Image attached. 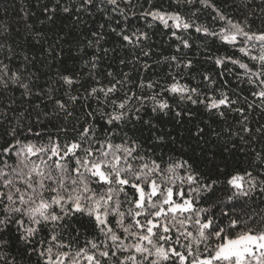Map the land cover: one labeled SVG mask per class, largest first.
I'll return each instance as SVG.
<instances>
[{"label":"trees","instance_id":"1","mask_svg":"<svg viewBox=\"0 0 264 264\" xmlns=\"http://www.w3.org/2000/svg\"><path fill=\"white\" fill-rule=\"evenodd\" d=\"M214 4L226 17L225 20L216 18L214 8L206 7L201 0H117V5L108 4L107 0H92L90 4H85L84 0H0V170L8 174L0 176V191L6 193L9 190L2 183L6 178L13 179L22 191L26 188L12 172L13 168L19 171L18 148L29 143L43 146L44 153L28 157V166L35 164L44 171L52 167L55 171L54 161L61 160L64 145L74 138L79 139L78 133L83 127L92 129L85 133L86 137L124 144L133 148V156L142 155L146 157L144 162L149 164L156 161L166 167L173 162L182 163L184 168L178 169L179 172L191 169L203 182L216 181L214 187L218 190L226 187L229 173L251 172L257 183L264 179V132L256 131L264 126V104L252 94L259 90L258 78H253L257 83L250 84L247 69H240L230 60L220 65L215 63L216 58L231 56L249 64L250 68L255 65L259 69L260 62L251 57L261 54V46L258 41L254 42L256 47L242 44L243 37H238L233 46L218 37L196 31L198 26H203L218 33L221 27H229L228 19L250 32L264 30V0H214ZM65 7L69 11H63ZM153 11L178 14L191 27L187 30L176 28L171 19L165 26L147 15ZM140 32L146 33V36L134 35ZM123 34L129 35L131 42L124 41ZM177 36L188 39L189 47H184ZM241 46L247 48L248 54L238 51ZM145 52L147 55L142 54ZM172 56H176L177 60L165 59ZM189 61L191 63L185 67ZM93 63L96 64L94 69ZM13 73L18 77L15 83ZM63 76L71 77L73 83L65 84ZM148 82L154 87L149 88ZM172 82L198 89L195 93L183 94L185 97L192 95L198 102L193 104L188 99H181L180 94L167 91ZM23 84L28 86L27 95L25 88L21 87ZM112 84L116 88L107 101L102 93L99 98L88 95L92 87L106 88ZM221 93L235 103L208 109L206 104L213 98H219ZM154 95L157 100L166 101L169 108L154 112L156 102L151 99ZM125 99L127 104L122 111L127 116L121 122L108 123L107 114L114 108L121 111L117 106ZM57 100L65 105V110L58 107ZM112 101L116 104L113 105ZM249 104H252L251 108ZM221 111L224 115L219 114ZM245 126L249 128L248 132L243 130ZM17 140L20 145L16 144ZM52 144L60 148L56 155L51 152ZM87 146L85 143L84 147ZM103 146L106 148V144ZM92 147L100 148L102 145L93 142ZM5 148L9 151L4 152ZM78 151L83 155L81 150ZM258 153L262 159H256ZM117 154L124 155L122 150H118ZM91 158L96 159L97 153H93ZM128 159L138 163L132 157ZM41 161L44 163L41 164ZM61 162L67 163L68 158L64 157ZM72 163H75V158ZM80 172L85 170L80 168ZM67 175L76 177L78 173L73 171ZM63 182L68 185L69 191L74 186L70 178ZM102 183H90L93 191L88 195H106L108 186L102 188ZM44 184L51 185L52 181L45 179ZM177 185L188 190V186L181 185L180 181L172 187ZM123 187L125 192L119 196L112 194L109 206L119 207V211L125 213L124 226H127L128 223L134 224L128 216L129 207L134 205H130L125 196L131 197L133 190L131 185ZM44 194L50 195L46 190ZM216 196L223 200L224 193L217 191ZM117 200L122 206L116 204ZM5 203H8L6 197L0 201V219L5 216ZM196 203L207 208L212 201L202 204L197 200ZM241 203L245 204L244 211L239 208L225 209L239 217L241 223L236 230L245 227L253 231L259 229L264 194L257 188L250 199H242ZM56 211L59 212V209ZM212 212L216 223L224 227L228 219L220 216V206H215ZM253 212L256 214L254 221L245 225L247 214ZM76 216L88 219L79 214ZM109 218L112 223L108 227L113 228L126 245L140 242L142 246L152 248L151 244H144L130 234L131 231L139 234L138 227L124 233L122 227L116 226V214L110 213ZM16 219H20L19 214L12 216L8 224L0 225V241H4L0 244V256L3 257L0 264H45V258L33 249L48 246L47 237L52 225H47L34 238L25 241L20 237L24 228L28 227L27 218H24V228L15 223ZM136 219L140 220V217ZM58 223L62 225L64 222ZM72 223L76 225L73 229L63 233L57 229L61 240L54 242L53 256L57 250L74 255L80 247H84L88 254L95 253L98 259L105 260V264H108L107 258L99 257L100 250L116 251L114 259L117 260L134 255L139 262L143 255H147L136 253L131 247L118 248L120 241L113 242L98 230L76 224L75 220ZM185 228L195 232L191 222ZM165 235L168 242L162 240L161 245L185 252L181 245L187 240L181 236L180 243L176 242L180 233L175 227L170 226ZM41 240H46V243L40 244ZM88 240L96 243L98 248L92 249ZM69 244L71 247L67 246ZM193 250H198L202 258L208 254L203 244H193ZM61 259L67 260L68 257ZM152 259L155 257L150 256L145 264H150ZM79 264L89 262L79 259ZM125 264L131 262L126 261Z\"/></svg>","mask_w":264,"mask_h":264},{"label":"snow or ice","instance_id":"2","mask_svg":"<svg viewBox=\"0 0 264 264\" xmlns=\"http://www.w3.org/2000/svg\"><path fill=\"white\" fill-rule=\"evenodd\" d=\"M84 3L90 4L92 0H84ZM107 3L117 5V0H107ZM201 3L206 7L214 8L217 13L216 18L220 20L226 19L220 10L215 8L214 0H201ZM63 11L67 12L69 9L65 7ZM147 15H151L165 26L168 25V20L171 19L174 21V27L176 28L182 27L187 30L191 27L190 23L186 22L178 14L153 11L147 13ZM228 25L229 27H221L218 33L210 31L207 27L203 26H198L196 31H202L205 34L218 37L220 40L233 46H235L238 37H243L244 39L241 43L250 47H256L254 42H259L261 54L251 57L252 60L260 62L259 69H256L255 65L250 68L249 64L242 63L231 56L216 58L215 63L220 65L225 60H230L231 63L238 64L240 69H247L250 76L248 80L250 84L257 83V80L253 78H258L259 90L254 91L252 94L259 97L261 103L264 104V30L250 32L245 30L240 24L232 23L230 19H228ZM134 35L145 37L146 33L140 32ZM173 35L175 36L176 34L173 33ZM122 38L124 41L131 42L129 35L123 34ZM177 40L184 47H189L188 39H181L177 36ZM238 51L248 54V50L244 46L239 47ZM142 54L147 55L146 52ZM93 59L95 60V57ZM165 59L176 61L177 57L172 56ZM190 63L189 61L184 66L188 67ZM95 67L96 64L93 63L92 68L94 69ZM108 75L111 76L112 73H108ZM12 76L15 83L18 78L17 74L13 73ZM62 79L67 85L73 83L72 78L69 76H63ZM147 86L149 88L154 87L151 82H148ZM21 87L25 88V95H27L28 86L23 84ZM115 88V84L106 88L95 86L90 89L88 95H95L99 98L102 93L105 101H107L110 94L115 91ZM167 91L180 94L181 99H188L193 104L198 102L190 94L186 97L183 95L184 93L197 92L198 89L196 88L189 89L185 85L172 82L168 85ZM71 99L75 100L76 97H71ZM151 99L156 102V107L153 108L154 112L158 110L164 111L169 108L166 101L157 100L155 95ZM56 103L61 110H65L63 103L59 100ZM111 103L113 105L116 104L115 101ZM230 103H235V101L229 100L224 93H221L219 98L211 99L206 104V107L208 109H219L221 105ZM126 104L127 100L125 99L117 106L121 111H117L114 108L113 112L107 114L108 123L123 121L127 116V113L122 111ZM249 107L251 108L252 104H249ZM236 111L242 112L243 109H236ZM177 114L179 115V113ZM219 114L224 115L222 111ZM246 119L247 117H245ZM243 130L248 132L249 128L245 126ZM90 131L92 129L89 127H83L82 131L78 133L79 139L74 138L70 143L64 145L61 160L54 161L55 171H53L52 167L44 171L40 166L35 164L29 167L28 157L36 153H44L45 148L43 146L37 147L30 143L22 145L16 151L19 171H17V168H13L12 172L16 173L19 179L26 185V188L22 191L11 178H6L2 181L3 186L9 190L6 193L0 191V201L6 197L8 202L3 204L5 216L3 219H0V225L8 224L12 216L19 214L20 219H16L15 223L24 228V218L26 217L28 227L24 228L20 237L25 241L34 238L37 232L43 231L47 225H52L50 235L47 237L48 246L42 249H33L42 258H45V264H79V259H85L89 264H105V260L98 259L95 253H86L84 247L76 249L74 255H70L68 251L57 250L53 256L54 242L61 240V235L57 233V229H60V233H63L68 229L75 228L76 225L72 223V220H75L76 224L82 227L87 225L93 230H98L113 242L120 241L119 245H117L118 248L127 249L131 247L135 249L136 253L147 254L143 255L142 259L137 262V258L134 255H127L123 260H117L114 259L116 251L112 249L100 250L98 253L99 257L107 258L108 264H125L126 261L131 262V264H145V261L150 256L155 257V259L150 261V264H164V262H169V264H186V262L187 264H264V208L260 210L262 213L259 220L260 227L255 231L246 227L237 231L236 229L241 223L239 217L225 211L226 208H239L241 211H244L245 204L241 203V200L247 201L250 199L257 188L264 194V179L257 183V178L251 172H243L242 174L240 172L229 173L225 181L226 187L218 190L214 187L217 183L216 181H212L211 183L203 182L191 169H185L183 173L179 172L178 169L184 168V164L182 163L173 162L166 167L156 163V161H152L149 164L144 162L146 157L142 155L133 156V148L131 147L124 144H113L107 140L96 141L94 136L86 137L85 133ZM256 131L264 132V126L258 128ZM93 142L100 143L102 147L93 148ZM20 143L19 140L16 141L17 145H20ZM85 143L88 144L87 147H84ZM105 144L107 149H112L111 152L106 150L103 146ZM78 150H81L83 155ZM118 150H122L124 153L123 157L117 154ZM3 151L8 152L9 149L5 148ZM59 151V146L52 144V154L56 155ZM93 153H97L96 159L91 158ZM64 157L68 158L67 163L61 162ZM129 157H132L138 163L130 162ZM74 158L75 163L73 164ZM122 159L124 160L123 165L120 164ZM256 159H262L259 153ZM43 163L41 161V164ZM80 168H83L85 172H80ZM24 169H27V171L25 172ZM73 171L77 172L78 176L69 177L67 174ZM34 173L35 175H33ZM85 173H88V175H85ZM6 175L8 174L0 170V176ZM67 178L72 179L74 185L70 191L68 185L63 182ZM45 179L52 181V184L45 185ZM176 181H180L181 185H187L188 190L185 191L180 185H177L176 188L172 187V185L176 184ZM99 182H103L100 184L102 188L104 185L108 186L106 195H99L98 197L88 195L89 192L93 191L89 187V184ZM124 185H131L133 190L131 197L125 196V200L130 205H134V207H129L128 209V216L131 217L134 224L128 223L127 226H124L125 213L119 211V207L109 206V201L113 198L112 194L119 196L120 193L125 192ZM45 190L50 195L46 196L44 194ZM217 191L224 193L223 200L216 196ZM13 193H15V196ZM174 197H179V200L174 199ZM214 197L216 198L215 200H213ZM197 200L202 204L210 201L212 203H209L208 207L205 208L198 206ZM224 201H232L233 203L225 204ZM116 204L122 206L120 200H117ZM217 205L220 206V216L227 217L228 219L224 227H220L216 223V217L212 212V209ZM57 208L59 212L56 211ZM110 213L116 214V226L122 227L124 233H129L130 230L137 226L145 228L146 233L144 234H138L135 231H131L130 234L137 236L138 241H148L152 245V248L144 247L140 242L126 245L120 240V237L113 228L108 227L112 223V220L109 218ZM76 214L87 216L88 219L82 220ZM142 214L144 215L143 224L136 219L137 216H141ZM202 214L203 218H201ZM247 215L248 221H245V225L248 222H253L256 214L253 212ZM151 217H163L164 223L160 224L159 228H156L158 221L152 220ZM61 221L64 222L62 225L58 223ZM189 222L195 225V232L185 228V225ZM33 225L40 227H33ZM170 226L175 227L180 233L176 237L177 243H180L181 236L186 238L187 243L181 245L185 249V252H180L171 246L166 248L159 243L160 240L168 242V237L161 235V229L164 233H167L170 230ZM154 229H156L155 232ZM216 240L219 242H216ZM3 243L0 241V244ZM39 243L44 244L46 240H41ZM88 243L92 249L98 248V245L92 240H88ZM193 244H203L204 251L208 253L207 256L202 258L198 250L194 252ZM67 246L71 247V244ZM81 254L84 255L82 256ZM61 257H68V259L62 260Z\"/></svg>","mask_w":264,"mask_h":264},{"label":"rangeland","instance_id":"3","mask_svg":"<svg viewBox=\"0 0 264 264\" xmlns=\"http://www.w3.org/2000/svg\"><path fill=\"white\" fill-rule=\"evenodd\" d=\"M109 152H111V151H109ZM120 164L123 165L124 162H121L120 161ZM157 175H159V174L157 173ZM174 199H178V197H174ZM138 217H140V220L139 221L143 224L144 223V215L142 214L141 216H138ZM151 219L154 220V221H158V223L156 224V228H159L160 227V224H162L164 222L163 217H160V218H158V217H151ZM138 230H139V234L146 233V229L145 228L138 227ZM155 231H156V229H154V232ZM165 234H167V233H164L163 231H161V235H165ZM161 241L162 240L159 241L160 244L162 243ZM143 242H144V244H147L148 243V241H143ZM86 262H88V261L86 260Z\"/></svg>","mask_w":264,"mask_h":264},{"label":"clouds","instance_id":"4","mask_svg":"<svg viewBox=\"0 0 264 264\" xmlns=\"http://www.w3.org/2000/svg\"><path fill=\"white\" fill-rule=\"evenodd\" d=\"M193 227H195V225H193ZM2 242H4V241H2ZM3 259V257L2 256H0V260H2Z\"/></svg>","mask_w":264,"mask_h":264}]
</instances>
